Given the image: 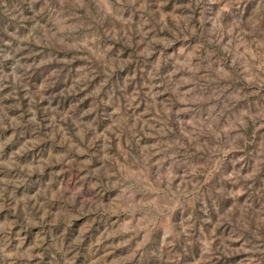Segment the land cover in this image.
Segmentation results:
<instances>
[{
    "label": "clouds",
    "instance_id": "1",
    "mask_svg": "<svg viewBox=\"0 0 264 264\" xmlns=\"http://www.w3.org/2000/svg\"><path fill=\"white\" fill-rule=\"evenodd\" d=\"M0 264H264V0H0Z\"/></svg>",
    "mask_w": 264,
    "mask_h": 264
}]
</instances>
